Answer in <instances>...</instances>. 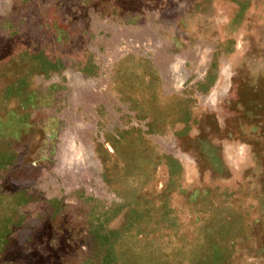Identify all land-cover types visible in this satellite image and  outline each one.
Listing matches in <instances>:
<instances>
[{
  "label": "rangeland",
  "instance_id": "obj_1",
  "mask_svg": "<svg viewBox=\"0 0 264 264\" xmlns=\"http://www.w3.org/2000/svg\"><path fill=\"white\" fill-rule=\"evenodd\" d=\"M0 264H264V0H0Z\"/></svg>",
  "mask_w": 264,
  "mask_h": 264
}]
</instances>
